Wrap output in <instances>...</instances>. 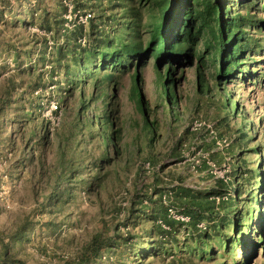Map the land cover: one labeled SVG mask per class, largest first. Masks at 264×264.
Masks as SVG:
<instances>
[{"label":"trees","instance_id":"1","mask_svg":"<svg viewBox=\"0 0 264 264\" xmlns=\"http://www.w3.org/2000/svg\"><path fill=\"white\" fill-rule=\"evenodd\" d=\"M58 1L60 14L53 15V25L48 20L47 9L43 11L40 25L53 35L52 51H47L45 38L28 32L27 40L19 42V46L10 41L3 43L11 51L15 68L7 70V76L0 79V148L14 147V136L8 134L7 129L9 125L14 126L20 134L17 147L19 145L23 153L19 166L36 165L47 175V188L36 197L33 214L61 215L66 206L76 205L80 195L87 193L97 197L104 189L105 179L117 169L121 128L117 124L113 88L125 72H131L130 99L142 115L143 129L149 142L154 138L155 124L148 119L149 111L141 91L140 69L148 59L153 62L155 82L168 107L177 105V83L185 81L184 68L189 67L195 71L198 96L221 98L219 108L223 117L218 122L227 123L231 117L240 120L235 139L239 151L232 155L237 157L234 174L244 167L240 175L244 174L247 179V198L240 201L245 188L243 182L234 188L232 197L227 190L228 183L222 180L217 182V191L212 188L197 191L181 184L171 188L160 186L159 176H155L150 188L152 193L147 195L145 190L134 195L136 201L128 208L124 222L116 224L111 233H95L84 251L64 264H101L103 259L107 264H130L131 254L139 248L141 243L136 242L141 237L130 232L123 235L120 226L127 228L131 224L137 228L143 220L151 224L148 231H143V236L149 239L141 245H146L142 248L148 254L146 258L155 256L167 238L177 243L174 231L179 225L187 231L189 241L184 248L188 260L196 257L201 262L212 260L209 261L212 264H239L240 260L243 264H252L260 245L264 248V174L258 169H264V136L261 141L254 140L252 124L242 116L231 90L233 85H239L236 81L243 87L246 80L264 81V0H64L71 6V14L92 15L86 24L74 21L70 28L63 24L67 7L63 0ZM1 2L5 9L10 7L9 0ZM93 9L96 17H93ZM37 39L40 46L36 59L47 60L51 69L48 82L52 84L55 72L60 70L67 91L79 90L77 118L68 128L61 127L66 130L64 141L56 135V159L48 168L44 152L48 132L43 131L37 118L43 97L34 95L44 86L45 71L37 72L35 63H31L34 56L31 46ZM25 59H29L27 66H23ZM0 68L5 72L8 65ZM108 68L111 71L106 72ZM87 79L92 86L89 94L84 92V87L89 85ZM98 102L101 111L84 117L89 106ZM37 132L41 134L40 139H36ZM84 134L100 149L99 158H94L89 165L93 173L90 179H86L89 170L84 157L76 151L78 144L83 143ZM249 143L251 148L241 149ZM231 150L233 152L232 147ZM247 152L255 154L256 159L248 162ZM211 159L215 160V155H211ZM148 163L154 165L152 161ZM255 190H261L262 196L256 195ZM164 195L168 207L187 216L188 223L168 217V208L161 201ZM225 195L226 199L218 204L212 200ZM152 196H156L157 201ZM201 223L204 228L198 227ZM35 224L33 218L25 216L10 235L0 234V264H26L15 257L12 248L29 241ZM42 226L51 233L58 228L52 221ZM154 234L155 243L151 240ZM141 252L137 256L144 259Z\"/></svg>","mask_w":264,"mask_h":264},{"label":"rangeland","instance_id":"2","mask_svg":"<svg viewBox=\"0 0 264 264\" xmlns=\"http://www.w3.org/2000/svg\"><path fill=\"white\" fill-rule=\"evenodd\" d=\"M9 3L10 7L5 9L0 0V67L3 64L8 65L5 72L0 68L2 73L0 79L7 76V70L13 71L15 68L11 51L7 50V46L3 43L10 41L17 46L19 42L27 40L28 32V34L45 38L48 45L47 51H52L54 43L52 33L40 28L45 14L43 11L47 9L48 20L52 25L53 15L60 14L58 0H41V3L37 0H9ZM63 3L67 7V13L63 14L65 19L63 24L64 27L70 28L74 23L68 17L71 6L66 1ZM92 12L93 17H96V10L93 9ZM24 25L30 28L24 29ZM39 46L40 39H37L36 44L31 46L34 53L31 63H35L37 72L45 71L43 72L44 86L34 95L39 94L43 97V106L37 113V118L38 122L42 123L43 131L48 132V144L44 146L45 166L47 165L46 168H48L56 159V135L60 141H64L66 137L64 128H68L77 118L79 90L72 93L67 91L63 73L60 70L55 72L52 84L48 82L47 77L51 69L47 60L39 62L36 59ZM28 64L29 59H25L23 66ZM262 67H264V61ZM184 69L185 81L177 83L178 103L174 108L165 104L160 86L155 82L152 60H146L140 69L143 79L141 91L149 111L148 119L155 124V135L151 142L143 129L142 115L130 99L131 72L122 74L118 85L113 88V96L117 102V124L121 128L119 165L113 170L114 172H111L113 175L105 179L104 189L99 191L97 197L87 193L82 194L80 198L77 197L76 205L66 206L61 215L40 217L33 214L36 197L44 193L47 188L45 181L47 175L36 165L25 168L19 166L23 158V153L20 152L21 147L19 145L17 147L20 134L14 126H7L8 134L12 133L15 144L10 150L0 148V234L10 235L25 216H30L36 222L29 241H24L21 245L18 244L12 248L17 259L26 264H64L74 260L88 246L95 233L106 231L111 233L116 224L124 222L128 208L132 207L136 201L134 195L137 192L146 190L147 195L152 193L150 188L155 182V176H159L160 186L171 188L181 184L197 191H207L211 188L217 191L219 187L217 182L222 180L228 183L227 190L231 192L232 197L235 196L234 188L239 187L243 182L245 188L240 201L247 198V191H245L247 179L244 174L240 175L245 168L243 167L244 170H240L238 174H234L237 157L232 156L239 151L235 139L240 120L231 117L227 123L218 122L223 117L219 108L221 98L198 96L194 69L189 67ZM109 71H111L110 68L106 72ZM101 73L102 71L98 72V75L100 76ZM86 81L89 85L84 87V92L89 94L92 90L91 81L89 79ZM236 82L239 85H233L231 95L237 102L242 116L252 124L251 135L254 136V140L259 138L261 141L264 136V81L259 80L258 83H254L246 80L244 87L239 81ZM101 107L100 102L89 106L84 117L88 118L97 114L101 111ZM63 125L64 128H61ZM40 135V132H37L36 139H40ZM89 139L87 134H84L83 143L76 147L77 153L84 157V164L89 170L86 179H90L93 175L90 172V163L100 156V149L96 142H91ZM251 147L252 144L249 143L247 147L243 146L241 149L247 150ZM243 154L240 153V155ZM247 154L250 156L248 162L256 159L255 154L251 152ZM211 155H215V160L211 159ZM148 161H152L154 165H150ZM258 169L264 174L262 167ZM255 192L256 195L262 196L261 190H255ZM152 198L157 201L156 196ZM161 201L163 203V199ZM147 202L148 200L145 203ZM147 210L150 212L149 208ZM47 221L57 224L58 228L54 233L42 226ZM150 226L151 224L145 220L137 228L132 227L131 224L127 228L120 226L123 235L130 232L131 235L141 237L136 242L141 243L137 246L139 248L131 254L130 264H137V262L212 264L209 262L212 260L201 262L196 257H190L191 260H188V253L184 248V244L189 241L187 231L179 225L174 231V239L177 243L170 242L168 239L171 238H167L163 248L156 250L155 256L146 258L148 254L142 251L146 245H141L149 240L143 236V231H148ZM151 240L155 243L157 236L154 234ZM140 252L143 253L144 259L137 256ZM256 253L250 263L264 264L262 245ZM101 264H107L106 260L103 259ZM239 264H243L241 260Z\"/></svg>","mask_w":264,"mask_h":264},{"label":"built area","instance_id":"3","mask_svg":"<svg viewBox=\"0 0 264 264\" xmlns=\"http://www.w3.org/2000/svg\"><path fill=\"white\" fill-rule=\"evenodd\" d=\"M68 17H69V20L76 21L77 23H80V24L84 25L92 17V15L90 13H80V12H76L75 14L71 15L70 10H69V16ZM196 163H198V162H196ZM162 199H163L164 205L168 208L167 209L168 217H170L171 219H173L175 221H179V222L185 223V224L189 222V218L187 216L179 214L172 207H168L165 195L162 197ZM225 199H226V197H224V196L223 197L215 196V197L212 198V200H214L215 203H217V204L221 200H225ZM198 227L199 228H204V225L201 223V224L198 225Z\"/></svg>","mask_w":264,"mask_h":264}]
</instances>
